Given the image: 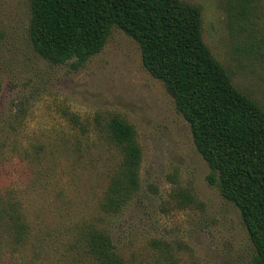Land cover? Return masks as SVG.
<instances>
[{
	"label": "rangeland",
	"instance_id": "1",
	"mask_svg": "<svg viewBox=\"0 0 264 264\" xmlns=\"http://www.w3.org/2000/svg\"><path fill=\"white\" fill-rule=\"evenodd\" d=\"M200 7L203 40L233 85L264 109V0H182ZM31 0H0V204L27 225L21 245L0 226V264H96L90 230L123 264H256L239 210L207 176L187 121L118 28L83 67L54 65L29 38ZM113 117L135 129L140 186L104 209L123 159ZM5 223H8L6 221ZM7 225V226H6Z\"/></svg>",
	"mask_w": 264,
	"mask_h": 264
},
{
	"label": "trees",
	"instance_id": "2",
	"mask_svg": "<svg viewBox=\"0 0 264 264\" xmlns=\"http://www.w3.org/2000/svg\"><path fill=\"white\" fill-rule=\"evenodd\" d=\"M256 1L239 0V14L247 17ZM30 10L33 49L54 65L83 67L104 49L114 28L139 45L144 68L163 83L189 124L196 150L211 170L208 183L239 210L255 263L264 264V109L233 85L211 54L200 7L182 0H31ZM109 130L123 159L104 209L117 212L139 189L142 150L133 126L113 117ZM3 224L21 245L27 225L14 208L0 204ZM84 253L96 264H123L102 231L86 234Z\"/></svg>",
	"mask_w": 264,
	"mask_h": 264
}]
</instances>
